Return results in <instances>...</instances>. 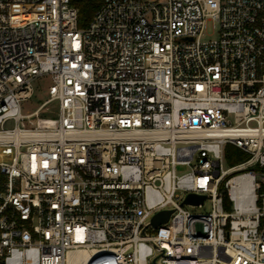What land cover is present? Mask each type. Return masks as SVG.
I'll list each match as a JSON object with an SVG mask.
<instances>
[{"label": "built area", "instance_id": "obj_1", "mask_svg": "<svg viewBox=\"0 0 264 264\" xmlns=\"http://www.w3.org/2000/svg\"><path fill=\"white\" fill-rule=\"evenodd\" d=\"M78 18L71 0H0V264H264V0ZM228 143L248 157L226 167Z\"/></svg>", "mask_w": 264, "mask_h": 264}, {"label": "rangeland", "instance_id": "obj_2", "mask_svg": "<svg viewBox=\"0 0 264 264\" xmlns=\"http://www.w3.org/2000/svg\"><path fill=\"white\" fill-rule=\"evenodd\" d=\"M218 37V27L213 20L207 21V27L203 34V39L216 38ZM50 83V77L47 75L39 76L35 79V94L32 98L22 102V111L29 113L34 111L40 103L46 98V89ZM53 109L52 112L43 113V115L56 116L58 113L57 103L50 104ZM11 123H8L10 126ZM225 166H230L225 156ZM184 207L191 212H207L212 209L211 201L207 200L202 206L185 204Z\"/></svg>", "mask_w": 264, "mask_h": 264}, {"label": "trees", "instance_id": "obj_3", "mask_svg": "<svg viewBox=\"0 0 264 264\" xmlns=\"http://www.w3.org/2000/svg\"><path fill=\"white\" fill-rule=\"evenodd\" d=\"M102 0H71V4L78 9V25L87 26L92 20L96 10L101 5ZM225 156L230 166L248 157V153L232 143L225 147Z\"/></svg>", "mask_w": 264, "mask_h": 264}, {"label": "water", "instance_id": "obj_4", "mask_svg": "<svg viewBox=\"0 0 264 264\" xmlns=\"http://www.w3.org/2000/svg\"><path fill=\"white\" fill-rule=\"evenodd\" d=\"M204 198H205V195H198L195 193H190L188 197L186 198L185 202L198 203V202H202ZM170 212H171L170 210H162L156 213L153 217V224L157 225L159 223L167 221L169 218Z\"/></svg>", "mask_w": 264, "mask_h": 264}]
</instances>
